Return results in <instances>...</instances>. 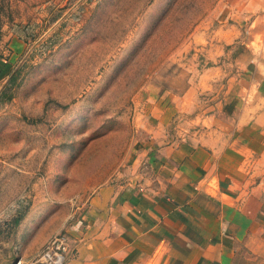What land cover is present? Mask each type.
<instances>
[{
	"label": "rangeland",
	"instance_id": "obj_1",
	"mask_svg": "<svg viewBox=\"0 0 264 264\" xmlns=\"http://www.w3.org/2000/svg\"><path fill=\"white\" fill-rule=\"evenodd\" d=\"M224 1L0 0V264L81 218L101 185H152L143 178L158 155L140 152L150 114L200 76L208 49L189 35L216 28ZM247 58L264 79V55ZM258 92L264 112V85ZM194 112L170 119L183 142L198 125ZM260 125L243 166L259 213L233 264H264L263 116Z\"/></svg>",
	"mask_w": 264,
	"mask_h": 264
},
{
	"label": "crops",
	"instance_id": "obj_2",
	"mask_svg": "<svg viewBox=\"0 0 264 264\" xmlns=\"http://www.w3.org/2000/svg\"><path fill=\"white\" fill-rule=\"evenodd\" d=\"M217 11L216 28L196 27L189 35V44L208 49L200 76L182 96L160 97L150 114L140 152L143 160L158 155L155 174L142 176L152 185L144 191L101 185L81 218L46 232L32 251L18 245L13 259L33 258L50 237L65 232L72 251L65 264L234 263L261 198L243 166L250 135L261 132L264 117L257 99L264 79L254 76L247 58L264 55V0H226ZM184 110L195 111L198 124L187 135L191 142L180 140L181 124L169 126Z\"/></svg>",
	"mask_w": 264,
	"mask_h": 264
},
{
	"label": "built area",
	"instance_id": "obj_3",
	"mask_svg": "<svg viewBox=\"0 0 264 264\" xmlns=\"http://www.w3.org/2000/svg\"><path fill=\"white\" fill-rule=\"evenodd\" d=\"M70 251V239L65 232L50 237L41 250L31 259H14L11 264H65Z\"/></svg>",
	"mask_w": 264,
	"mask_h": 264
}]
</instances>
